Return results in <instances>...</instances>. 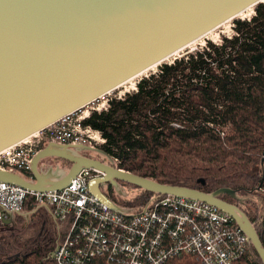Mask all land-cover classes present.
Here are the masks:
<instances>
[{"label": "water", "instance_id": "1", "mask_svg": "<svg viewBox=\"0 0 264 264\" xmlns=\"http://www.w3.org/2000/svg\"><path fill=\"white\" fill-rule=\"evenodd\" d=\"M261 3L264 1L0 0V151L161 65ZM87 150L49 143L32 157L30 179L0 171V182L51 192L68 186L81 170H95L102 176L89 183V191L115 212L121 209L102 189L110 186L118 191L119 183L151 194L197 200L230 215L264 264V245L248 216L220 198L226 195L235 200V192L221 189L207 194L160 184L79 155ZM44 159L65 161L70 167L65 173L50 168L42 172L38 164Z\"/></svg>", "mask_w": 264, "mask_h": 264}, {"label": "trees", "instance_id": "2", "mask_svg": "<svg viewBox=\"0 0 264 264\" xmlns=\"http://www.w3.org/2000/svg\"><path fill=\"white\" fill-rule=\"evenodd\" d=\"M232 29L233 35L219 44L207 42L161 64L157 73L139 81L136 91L111 99L107 111L90 113L84 124L100 132L105 144L98 154L115 160L116 169L207 194L235 192V200L220 198L248 216L264 245V3L255 6L251 18L235 20ZM105 188L122 208L139 202L142 208L157 196L143 191L129 203L116 200L112 187ZM25 212L32 219L31 231L26 239L13 240L14 256L0 257V264H55L50 252L56 239L50 225L43 227L50 219L41 209L26 206ZM194 263L193 257L179 255L164 264ZM234 264L262 262L248 243Z\"/></svg>", "mask_w": 264, "mask_h": 264}, {"label": "built area", "instance_id": "3", "mask_svg": "<svg viewBox=\"0 0 264 264\" xmlns=\"http://www.w3.org/2000/svg\"><path fill=\"white\" fill-rule=\"evenodd\" d=\"M98 100L0 151V171L30 174L32 157L49 143L90 151L104 145L100 132L84 124L90 113L107 111L111 99L91 106ZM100 176L81 170L68 186L51 192L0 182V224L24 214L26 206L48 211L57 231L63 227L50 252L55 264H164L179 255L193 257L194 264H234L247 252L249 241L232 218L197 200L152 197L142 208L110 210L88 188Z\"/></svg>", "mask_w": 264, "mask_h": 264}, {"label": "rangeland", "instance_id": "4", "mask_svg": "<svg viewBox=\"0 0 264 264\" xmlns=\"http://www.w3.org/2000/svg\"><path fill=\"white\" fill-rule=\"evenodd\" d=\"M254 8L255 7H251L250 10L244 12L240 16H238V17L234 18L233 20L228 21L227 23L223 24L222 26L216 28L215 30H213L212 32L207 34L206 36L198 39L193 44H191L188 47L180 50V52L178 51V53L176 55L169 57L162 64L172 63L176 59L182 58L191 52L199 50L207 42H213L216 44L221 43L222 38L229 37V36L233 35V29H232L233 22L235 20H247V19L251 18L254 14ZM159 66L154 67L153 69L151 68V70H148V71L144 72L143 74L139 75L138 77H136L135 79L130 80L129 82L123 84L122 86L118 87L116 90H114V91L108 93L107 95L101 97L96 103L92 104L91 106L95 107L97 105H100V104L106 102V99L110 100L112 98L121 96L122 94H124V96H125V94H127V93L136 91V85L139 83V81L142 80L143 78L149 77L150 75L157 73ZM85 110H87V108H83L82 111H85ZM79 155L88 156V157L96 159V160H101V161L106 162L107 164L112 163L111 160H107L106 158H104V156H101L98 153H92V152L81 153L80 152ZM49 167L53 168V171L57 170V172H59V173H65L66 171H68L70 164L63 163V162L56 160V159H44L40 162L38 170L45 172L47 170V168L49 169ZM105 191L107 192V188H105ZM118 191L120 192L119 195H118ZM118 191H116L113 188V194H114L115 199L116 200L122 199V200H125V202H129V203H135L136 199L139 197L141 198V195L143 194L142 193L143 191L136 189L130 185H125L124 183L119 184ZM247 200H250L251 203H254L256 205L258 204L257 200H255L252 197H247ZM142 205L143 204H140V202H139L138 204H136V206H132L131 208H139ZM42 213L45 215H48L46 211L44 212V210H42ZM27 215L28 214H26V212H25L22 215H17V216H19L17 218L13 217L11 219V223H14L13 227L5 228L6 225H0V257L1 258L14 256V253L16 252V248H15V244L13 243V240L15 238H16V241L20 240V239L24 240V239H26V236H28V234L30 233V231H31L30 227H31L32 219H29V217H27ZM45 219H46V221H44L43 227H49V225H50V229L52 231V236L54 237V239L57 240L59 238V236L61 238V236H62L61 231H62L63 227H59V230L57 231V227H56L55 223L49 218L51 221V223L49 224L48 219L47 218H45ZM1 228H5V229H1ZM55 242H54V244H55Z\"/></svg>", "mask_w": 264, "mask_h": 264}, {"label": "bare ground", "instance_id": "5", "mask_svg": "<svg viewBox=\"0 0 264 264\" xmlns=\"http://www.w3.org/2000/svg\"><path fill=\"white\" fill-rule=\"evenodd\" d=\"M262 1H264V0H262ZM250 9H251V8L246 9L245 11H243L242 13H240L238 16H240L241 14H243L244 12H246V11H248V10H250ZM238 16H237V17H238ZM235 18H236V17H235ZM227 22H228V21H227ZM227 22H226V23H227ZM224 24H225V23H224ZM221 26H222V25H221ZM214 30H215V29H214ZM211 32H212V31H211ZM209 33H210V32H209ZM209 33H207V34H209ZM207 34H206V35H207ZM206 35H204V36H206ZM204 36H203V37H204ZM201 38H202V37H201ZM199 39H200V38H199ZM196 41H197V40H196ZM196 41H194V42H196ZM194 42H193V43H194ZM193 43H191V44H193ZM191 44H189V45H191ZM189 45H188V46H189ZM188 46H186V47H188ZM186 47H185V48H186ZM183 49H184V48H183ZM179 52H180V50H179ZM177 53H178V52L174 53V54L171 55L170 57L176 55ZM168 58H169V57H168ZM168 58H166L164 61H166ZM164 61H163V62H164ZM163 62H162V63H163ZM160 64H161V63H160ZM158 65H159V64H158ZM158 65L153 66V67H151V68L153 69L154 67H157ZM151 68L148 69V70H151ZM148 70H146V71H148ZM146 71H144V72H146ZM144 72H142L141 74H143ZM141 74H139V75H141ZM139 75H137L136 77H138ZM136 77H134V78H132V79H130V80H133V79H135ZM130 80H129V81H130ZM129 81H127V82H129ZM127 82H126V83H127ZM124 84H125V83H124ZM120 86H122V85H120ZM83 152H85V153H87V152L99 153V150L96 149L95 151H90V150L88 149L87 151H81V153H83ZM108 160H112V159H109V158H108ZM99 161H100V160H99ZM101 162H102V161H101ZM102 163L107 164L106 162H102ZM39 164H40V163H39ZM39 164H38V168H39ZM110 165L114 167L113 163H111ZM122 171H123V170H122ZM119 184H120V183H119ZM88 188H89V187H88ZM103 188H104V187H103ZM107 197H108V196H107ZM154 197H162V195H157V196H154ZM122 198H123V197H122ZM238 200H239V199H238ZM115 205H116V204H115ZM238 208H239V207H238ZM109 209H110V208H109ZM110 210H111V209H110ZM112 211H113V210H112ZM229 216H230V215H229ZM230 217H231V216H230ZM231 218H232V217H231ZM232 220H233V218H232ZM233 221H234V220H233ZM234 223H235V221H234ZM235 224H236V223H235ZM236 226H237V224H236ZM237 227H238V226H237ZM238 228H239V227H238ZM242 233H243V232H242ZM243 234H244V233H243ZM245 236H246V235H245ZM248 241H249V240H248ZM249 243H250V242H249ZM244 255H245V254H244ZM240 258H241V257H240Z\"/></svg>", "mask_w": 264, "mask_h": 264}, {"label": "flooded vegetation", "instance_id": "6", "mask_svg": "<svg viewBox=\"0 0 264 264\" xmlns=\"http://www.w3.org/2000/svg\"><path fill=\"white\" fill-rule=\"evenodd\" d=\"M50 168V167H49ZM48 169V168H47ZM50 169H52L53 170V168H50ZM40 171V170H39ZM102 192H104V193H106V191H105V187L102 189ZM231 204H233V203H231ZM234 205H236V204H234ZM237 206V205H236ZM238 207V206H237Z\"/></svg>", "mask_w": 264, "mask_h": 264}, {"label": "crops", "instance_id": "7", "mask_svg": "<svg viewBox=\"0 0 264 264\" xmlns=\"http://www.w3.org/2000/svg\"><path fill=\"white\" fill-rule=\"evenodd\" d=\"M46 210H44V212H45ZM47 212V216H49L48 218H50V214H49V212L48 211H46ZM51 219V218H50ZM4 225H5V223H4Z\"/></svg>", "mask_w": 264, "mask_h": 264}]
</instances>
